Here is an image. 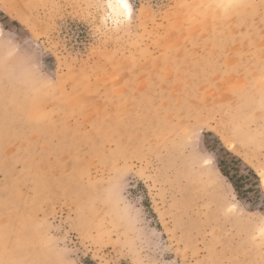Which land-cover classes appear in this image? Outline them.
Here are the masks:
<instances>
[{"label": "rangeland", "instance_id": "rangeland-1", "mask_svg": "<svg viewBox=\"0 0 264 264\" xmlns=\"http://www.w3.org/2000/svg\"><path fill=\"white\" fill-rule=\"evenodd\" d=\"M115 1L0 0V264H264V0Z\"/></svg>", "mask_w": 264, "mask_h": 264}, {"label": "bare ground", "instance_id": "bare-ground-1", "mask_svg": "<svg viewBox=\"0 0 264 264\" xmlns=\"http://www.w3.org/2000/svg\"><path fill=\"white\" fill-rule=\"evenodd\" d=\"M127 8H124L121 5V0L115 1L114 10L118 13L128 15L130 11L129 2L127 0ZM262 100V99H261ZM263 107H264V93H263ZM258 123L254 125V127L248 128L245 126V130L241 133L233 135L234 139L240 141V145L250 152L258 153L257 151L261 148L262 151L264 149V110L261 113H257ZM250 135L252 139H244L245 137ZM249 136V137H250ZM251 155V154H250ZM259 155V154H258Z\"/></svg>", "mask_w": 264, "mask_h": 264}, {"label": "trees", "instance_id": "trees-1", "mask_svg": "<svg viewBox=\"0 0 264 264\" xmlns=\"http://www.w3.org/2000/svg\"><path fill=\"white\" fill-rule=\"evenodd\" d=\"M236 164V163H235ZM218 167H219V170L221 172L222 175L226 176L228 178V180L230 181L231 185L233 186L235 192L237 193V195L239 194V191H238V188L236 186V184L233 182L232 178H230L227 174V172L224 170V168L221 166V163L218 162L217 163ZM251 172V170H249Z\"/></svg>", "mask_w": 264, "mask_h": 264}, {"label": "clouds", "instance_id": "clouds-1", "mask_svg": "<svg viewBox=\"0 0 264 264\" xmlns=\"http://www.w3.org/2000/svg\"><path fill=\"white\" fill-rule=\"evenodd\" d=\"M121 5L124 7V8H127L128 5H127V0H121Z\"/></svg>", "mask_w": 264, "mask_h": 264}]
</instances>
